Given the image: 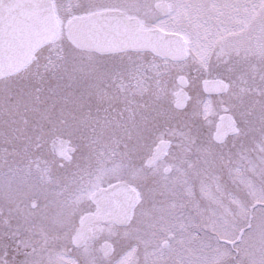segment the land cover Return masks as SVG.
I'll return each mask as SVG.
<instances>
[{
    "label": "rangeland",
    "instance_id": "1",
    "mask_svg": "<svg viewBox=\"0 0 264 264\" xmlns=\"http://www.w3.org/2000/svg\"><path fill=\"white\" fill-rule=\"evenodd\" d=\"M250 1L256 3V11L264 10V0ZM54 12L59 23L55 7ZM179 12L176 8L173 14L153 25L165 32L181 34L188 43V59L170 63L148 58L153 81L158 75L173 77L179 70L189 69L195 58L212 57V51L202 46L203 37L182 23L183 16ZM257 15L250 14L249 22L244 24L236 19L238 15H231L235 22L229 27V39L242 43L238 36L250 32V23L258 19ZM193 68L203 70L205 76L212 70L221 72L228 80L227 93L206 101L202 113L199 109L200 117L197 116L196 122L210 125L212 116L220 113V106L229 105L238 120L237 134L227 142L229 154L223 150L222 157L214 161L210 146L194 145V139L199 136L191 131V124L173 122L178 120L171 118L172 107L166 94L163 103L156 106L162 113L160 119L154 118L152 122L155 130L151 138L152 141L167 138L170 146L164 160L150 173L161 185L168 182L183 190L194 166L202 164L212 173L213 189L219 194L215 206L229 218L247 211L254 218L253 227L247 228L241 218L238 225L226 223L219 229L207 230V236L195 226L191 235H182L183 229L164 216L147 218L135 231H126L127 226L103 227L114 251L108 258L100 257L104 260L115 257L116 264H142L145 260L150 264H169L192 249L202 264H264V227L255 220L264 209V201L258 199L264 174V113L259 107L264 83L250 71L234 75L231 66L229 77L222 73V66L206 63ZM252 68L258 70L252 66L248 70ZM14 75L3 79H12ZM34 80L32 87L23 92L14 90L11 94H0V264H76L77 250L81 254L94 253L101 241H90L69 251L71 246L64 236V207L68 189L74 185L73 179H65L53 153L47 150L50 148L47 143L53 138L73 140L74 160L83 164L84 171L94 153L113 148L101 146L100 139L114 137L112 124L104 123L105 113L119 105L126 106L129 89L114 72L87 68L70 67L63 79L41 82L34 77ZM91 110L97 111L98 120L91 117ZM122 124L126 122L118 126L123 128ZM127 135L120 136L117 143ZM36 149L37 156L34 155ZM220 166H225V175L222 174L224 169L221 173L216 169ZM164 167H169L170 172L163 173ZM195 190L206 203L213 202L203 196L200 185ZM33 201L35 208L30 207ZM45 210L50 216L42 215ZM45 218L50 219L49 223ZM240 231L243 235L235 243Z\"/></svg>",
    "mask_w": 264,
    "mask_h": 264
},
{
    "label": "snow or ice",
    "instance_id": "2",
    "mask_svg": "<svg viewBox=\"0 0 264 264\" xmlns=\"http://www.w3.org/2000/svg\"><path fill=\"white\" fill-rule=\"evenodd\" d=\"M53 4L59 19V36L53 42L41 45L34 58L27 66L18 69L12 79H0V94H11L14 90L23 92L36 82L34 77L41 82L63 79V74L70 67L112 71L117 75L124 71L131 73L137 67L136 58L121 53L123 34L110 14L150 9L151 0H53ZM4 6L3 0H0V7ZM193 6L172 5L173 8ZM18 44L7 18L0 15V68L7 63L12 49ZM232 44V40L217 30L204 34L202 46L214 52L218 60L228 62L233 59L230 56ZM106 52L112 55L105 57ZM143 159V149L138 144L129 145L127 142L123 148L117 144L109 150L101 149L94 153L66 194L64 236L68 243L85 215L124 223L126 231L138 230L147 218L157 216H164L178 224L183 229L182 235H191L195 226L207 236V230L219 229L226 223L238 225L241 218L246 221L247 227H253L254 218L247 211L242 210L229 218L215 206L219 194L213 189L212 173L202 164L194 166L181 190L168 182L161 185L144 168ZM197 185L201 186L203 196L212 199V203H206L197 194ZM258 199L264 201V174L261 176ZM255 220L260 227H264V209ZM76 264H116V258L104 260L95 253L81 254L77 250ZM142 264H150V261L145 260ZM169 264L202 262L190 249Z\"/></svg>",
    "mask_w": 264,
    "mask_h": 264
},
{
    "label": "flooded vegetation",
    "instance_id": "3",
    "mask_svg": "<svg viewBox=\"0 0 264 264\" xmlns=\"http://www.w3.org/2000/svg\"><path fill=\"white\" fill-rule=\"evenodd\" d=\"M151 3L152 7L150 9L139 12L134 9L128 14H123L128 17L136 18L142 28H148L154 27L153 24L159 19H165L173 14L176 10V8L172 7L173 4H192L194 5L193 7H177L180 10L179 15L183 16L182 23L192 27L193 31L201 37H204L206 32H215L220 30L228 39L229 27H231L235 22V18L232 17L234 14L238 15L236 19H238L239 23L243 21V24L247 23V21L249 22L250 14L257 15L258 13V19H252V22L250 23V32L246 31V33L238 36L242 43L232 44L230 56L233 59L231 61L225 62V59L218 60L215 53L212 52V57L208 55L206 59L204 58L202 60L195 58L196 61L191 62L192 67L187 70H179L173 77H160L158 75L155 78V81H153L148 60L155 57L149 53L141 52L122 53L136 58L137 67L134 68L131 73L124 71L122 74L118 75V80L123 83L126 82L129 89L128 98L126 99L127 105H119V107H114L109 110V112L105 113L106 117L104 119H106V121L104 123L107 124L110 122L112 124L114 137H112V139L109 137L100 139L103 143L101 146H107L106 148L112 146L114 148L117 144H119L120 147L123 148L125 142L129 145L138 144L144 152V168L149 171L153 170L157 164L164 160L170 146V141L167 138L154 141H152L151 138L152 132L155 130L152 128V122L154 118L160 119L162 113L161 110L156 109V106L163 103V100L165 99L164 96L167 94L169 103L172 107L171 118L178 120H174L173 122L178 124H184V122L191 124V131L195 132L199 136L194 139V145L199 147L200 145L210 146L211 153L214 155V161H218L223 155V150H226L229 154V146H227V142L231 137L237 134L238 120L234 111L229 108V105L224 104L220 106V113H218L217 117L212 116L210 125L208 123L199 124L196 122V119L197 116L200 117V114H198L199 109L201 110L200 113H202L203 104L206 101L227 93L229 88L228 80L223 77L221 72L217 73L212 70L210 72L212 75L210 74L205 76L203 70H198L193 67L204 66L206 63L207 65L222 66V73L229 77V66H231L234 67V75H238V72L247 73L250 71V73L253 72V75H257L259 80L264 83V10H261L260 8L256 11V8L254 7L256 3L254 1L251 3L250 0H151ZM187 15L189 17H187ZM184 47L186 52L184 60L180 62H171L168 60L164 61L170 63H182L187 60L189 53L188 43H186V40ZM146 55H148L147 58L145 57ZM250 66L258 67V70L256 71L254 68H252V70H248V67ZM239 67L244 70H239ZM205 81L223 82L225 84V91L219 94H206L203 91V82ZM180 90L185 92L187 100L183 109L178 110L175 108V95ZM116 104L118 106L119 100ZM153 105L154 109L152 110ZM259 107L264 113V91L259 100ZM222 116H230L233 119L235 122L236 132L232 136H227L221 143H217L213 136L216 130V125ZM91 117H96L98 120L96 110H91ZM120 122H126V124H122L123 128L118 126ZM262 126L264 129V122L262 123ZM125 134L128 135L124 139H121L120 143H117V141L120 140V136H124ZM203 134H205V137L202 136ZM72 141L73 140H68L67 138H53L48 141L47 145L50 148L47 150L50 151V154L53 153L55 159L57 160L58 168L63 170L62 173L65 179L67 180L68 178L70 181L73 179L72 184H75L76 179H78L79 175L83 172V169L81 168H84V166L81 162L77 161L78 163H76L74 160L76 150ZM160 142L167 143L166 153L159 161L155 162L152 166H148L147 163L152 156V151ZM152 145H154L153 148ZM224 146H226V149ZM37 151L38 150L36 149L34 150L35 153L33 151L32 153L37 156ZM227 153L225 155H227ZM216 169H220V173L224 169L222 174L225 175V166H220L219 168L216 167ZM212 170L216 171L215 167H213ZM168 172H170L169 167H164L163 173L167 174ZM32 203H34V205H30V207L35 208L36 202L33 201ZM50 214L51 213H47V210H45L42 215L50 216ZM44 220L48 223L50 221L49 218H45ZM110 225L118 227L114 224L91 226L85 241V244L95 240L101 241L99 246L95 248L93 252L102 258L105 256L108 258L110 254L114 252L112 245L108 240L109 236L103 232V227H109ZM104 245L108 247L107 255H104L103 253Z\"/></svg>",
    "mask_w": 264,
    "mask_h": 264
},
{
    "label": "water",
    "instance_id": "4",
    "mask_svg": "<svg viewBox=\"0 0 264 264\" xmlns=\"http://www.w3.org/2000/svg\"><path fill=\"white\" fill-rule=\"evenodd\" d=\"M4 7H0V15L7 18L14 34L18 38L19 44L10 53L7 63L0 68V79L16 74L33 59V53L45 43L53 42L58 34V25L53 13L50 0H3ZM47 5L43 7L41 5ZM113 23L117 24L123 34L124 43L121 53L150 52L152 55L180 62L185 59L186 52L184 41L181 36L173 33H165L161 30L151 28H140L139 22L135 18H129L123 13L110 14ZM99 54V53H96ZM112 54L106 52L105 55ZM203 91L206 94H219L225 91V84L220 81L203 82ZM175 108L183 109L187 100L186 94L180 90L175 95ZM236 132L235 122L229 116L220 117L214 133V140L221 143L227 136ZM167 143L160 142L153 150L148 166H152L159 161L166 152ZM167 172V170H166ZM114 223L117 226H125L124 223H115L106 218H98L85 215L79 222V228L75 232L71 243L75 248H79L86 240L89 228L97 225H108ZM243 231L235 240L238 242ZM171 235L168 236L170 238ZM233 244V243H230ZM166 243L162 244L165 247ZM104 255L108 254V247L103 246Z\"/></svg>",
    "mask_w": 264,
    "mask_h": 264
}]
</instances>
